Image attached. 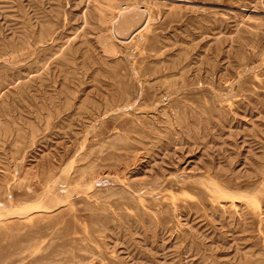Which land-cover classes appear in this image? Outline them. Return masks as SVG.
Listing matches in <instances>:
<instances>
[{
	"label": "rangeland",
	"instance_id": "1",
	"mask_svg": "<svg viewBox=\"0 0 264 264\" xmlns=\"http://www.w3.org/2000/svg\"><path fill=\"white\" fill-rule=\"evenodd\" d=\"M0 264H264V0H0Z\"/></svg>",
	"mask_w": 264,
	"mask_h": 264
}]
</instances>
